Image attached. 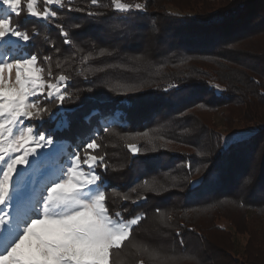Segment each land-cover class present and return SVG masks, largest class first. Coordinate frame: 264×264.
Segmentation results:
<instances>
[{
	"label": "trees",
	"instance_id": "1",
	"mask_svg": "<svg viewBox=\"0 0 264 264\" xmlns=\"http://www.w3.org/2000/svg\"><path fill=\"white\" fill-rule=\"evenodd\" d=\"M195 2L200 6L185 11L174 0H147L146 8L152 5L157 13L139 14L113 10L112 0L95 6L91 0H62L63 7H52L56 18L26 24L34 38L24 53L38 55L45 77L49 67L55 77H70L68 97L55 105L61 111L35 127L53 131L66 153L83 155L84 144L96 138L106 153L108 167L97 172L105 181L110 213L146 216L134 227L131 243L113 257L115 264H137L141 258L152 264L147 253L130 251L133 245L175 257L170 264L191 259L220 264L201 259L204 253L210 259L217 254L197 252L205 250L206 241L189 215L202 213L207 219L217 210L226 215L229 207L240 210L247 223L248 213L264 215V118L257 112L264 109V0ZM61 27L70 44L63 42ZM229 108L252 125L222 137L203 116ZM144 133L155 139L133 142L138 153L121 139ZM113 189L130 199L113 196ZM143 196L147 199H139ZM157 210L172 214L170 230L157 221ZM146 224L149 229L137 241ZM256 232L249 233L244 260L227 243V264H264V234L257 239Z\"/></svg>",
	"mask_w": 264,
	"mask_h": 264
},
{
	"label": "snow or ice",
	"instance_id": "2",
	"mask_svg": "<svg viewBox=\"0 0 264 264\" xmlns=\"http://www.w3.org/2000/svg\"><path fill=\"white\" fill-rule=\"evenodd\" d=\"M44 2L63 7L62 0ZM112 3L118 11L147 7L144 3L130 5L121 0H112ZM91 4L98 5V0H91ZM21 5L22 0H0V264H115L113 257L131 243L134 227L146 216L137 214L125 218L120 211L110 213L105 181L97 172L100 167H108L106 153L94 137L84 144L83 156L81 150L68 154L59 174L44 185L30 206L18 204L15 212L5 210L11 208L16 199L19 184L16 176L23 175L18 166L30 165V157L40 156L41 150L55 143L52 135L24 121H43L45 116L51 115L44 102L63 104L68 97L70 80L68 75L61 73L53 82L50 67L46 79L45 68L39 63L37 54L12 55L2 51L20 49L21 42L27 45L32 41L34 37L26 30L30 18L48 21L58 16L57 10L45 7L40 11L37 0H27V17L21 23ZM13 17L17 18L15 23ZM60 35L65 44L72 42L63 27ZM106 53L107 50L102 49L99 55ZM44 59L50 62L52 58L46 56ZM121 139L132 153L140 149L137 144L128 143L129 140L144 139L149 144L154 141L148 133L142 137L122 136ZM144 186L152 190L148 181H144ZM131 191L136 192V188ZM112 195L121 196L125 201L130 199L116 189ZM157 212L161 223L166 224L171 218L170 214ZM142 250L152 264H170L175 260L147 246ZM137 264H145V259H139Z\"/></svg>",
	"mask_w": 264,
	"mask_h": 264
},
{
	"label": "rangeland",
	"instance_id": "3",
	"mask_svg": "<svg viewBox=\"0 0 264 264\" xmlns=\"http://www.w3.org/2000/svg\"><path fill=\"white\" fill-rule=\"evenodd\" d=\"M131 1V0H130ZM147 0H132L130 5H133L135 3H144ZM175 2H178L180 4H183L186 6L185 11H188L189 9H195L199 7L200 5L195 2V0H174ZM211 3L217 4V2L222 1V0H208ZM25 5L23 6L22 9V14L19 17H27V8H26V3L27 0H24ZM123 3V2H121ZM148 3H151V0H148ZM154 5V4H153ZM37 9L40 11H43L45 7H48L49 10H52V7L55 5H46L44 0H37ZM2 7V6H0ZM55 8L60 9L61 7L55 6ZM114 10V7H112ZM167 8L170 10L177 9L173 4L167 5ZM118 11V10H115ZM130 11L132 12H137L139 14L143 13H157V9L153 8L152 5H150L149 10L148 8H145L143 10H137L135 8L131 9ZM184 11V12H185ZM120 12H126V11H120ZM42 20L40 18L32 17L30 20ZM53 20V19H50ZM44 21V20H43ZM13 22H16V17H13ZM26 45H24L21 42L20 49H8L5 48L2 51L4 52H10L12 55H28L27 53H24V48ZM42 66V65H41ZM44 67V66H43ZM46 73V71H45ZM44 73V76H45ZM56 74V73H55ZM55 74L52 72L53 75V82H55ZM13 77H14V71H13ZM47 79V77H45ZM69 87V83H68ZM68 92V88H67ZM52 104L50 101H45L44 104ZM254 103L252 106L260 107L261 105H257V102H252ZM58 103H54L52 106H47L50 109L51 115L45 116L50 117L54 119L56 115L58 114L59 110ZM242 112L245 111V106L241 107ZM227 110L229 114L227 115ZM223 109L217 114H213L212 116H206L205 118L203 116V120L211 125L212 127H215L222 135V137H227L230 136L232 133L231 131H236L238 128H243V127H248L251 126V123H244L246 120L243 119L242 117H236V116H241V112L238 109ZM254 110V109H253ZM230 112L232 114H230ZM257 112H260L261 116L264 118V109H259ZM203 114V113H199ZM236 117V118H232ZM44 121V120H43ZM25 124H32L36 125L37 123H41V121H34V120H26L24 121ZM232 123V126L231 124ZM230 126L232 127V130L229 131ZM40 126H37V129L39 131H42V129L39 128ZM239 130V129H238ZM233 131V132H234ZM46 134L52 135L53 131H43ZM143 134L136 135V136H131V137H142ZM151 137V136H150ZM155 139V138H154ZM140 140L144 139H136V140H129L128 143H133L137 142ZM55 141V140H54ZM155 148L154 146H151ZM76 150H73L75 152ZM69 153L64 152L62 145L58 144L56 141L54 145L50 148L43 149L41 150V155L38 157H30V160L32 163L30 165H25V166H18L20 171L23 173L22 176H16V180L19 181L18 184V189L16 192V199L13 202V205L9 209H5L6 211H13L15 212L17 209V205H22V206H30L33 199L37 198L39 196L40 190L44 187L45 184L48 183V181L53 178L55 175L59 174L60 167L64 164V162L67 160V156ZM83 156V155H82ZM37 161L40 163L38 164ZM56 161V162H55ZM60 162V164H59ZM226 215L222 212V210H217V214L215 215H208L207 219H205V215L202 213H197V214H191L189 215L191 219H189V223L192 224L196 229L200 230L202 232L201 235H203L205 242L204 249L202 250L200 247L197 252H211L216 255V257H212V259L208 258V254L204 253V257L202 256V260H207L208 262H212L213 260H218L220 264H227L229 260V255H228V242L232 244L233 250L238 254V256L244 260L242 256V252L244 251V248L246 244L249 241V233L251 231L256 230V238H262L264 234V215H257L256 212L248 213V219L250 220L248 223L244 219V215L241 213L240 210L234 209L229 207L228 209L224 210L227 211ZM170 214V213H169ZM172 214L170 215V217ZM131 218V217H130ZM159 223L160 219L157 220ZM171 218L167 220V223H161L163 226V229H169V224H170ZM171 225V224H170ZM214 228H213V227ZM150 225L146 224L141 228L139 231H137L138 238H136L137 241H139V236L141 233H145L149 229ZM217 227V228H216ZM214 229V230H213ZM218 230V231H216ZM223 231V232H220ZM135 248L139 252H143L142 248L140 247H130V251ZM209 253V255L211 254ZM208 256V257H207ZM143 257V256H141ZM207 258V259H205ZM242 260V261H243ZM195 260H185L184 264H195ZM213 263V262H212ZM211 263V264H212Z\"/></svg>",
	"mask_w": 264,
	"mask_h": 264
},
{
	"label": "built area",
	"instance_id": "4",
	"mask_svg": "<svg viewBox=\"0 0 264 264\" xmlns=\"http://www.w3.org/2000/svg\"><path fill=\"white\" fill-rule=\"evenodd\" d=\"M113 7H114V4H113Z\"/></svg>",
	"mask_w": 264,
	"mask_h": 264
}]
</instances>
